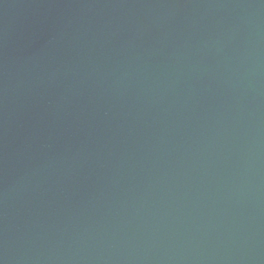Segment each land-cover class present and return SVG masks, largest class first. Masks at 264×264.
I'll list each match as a JSON object with an SVG mask.
<instances>
[{"label": "water", "instance_id": "obj_1", "mask_svg": "<svg viewBox=\"0 0 264 264\" xmlns=\"http://www.w3.org/2000/svg\"><path fill=\"white\" fill-rule=\"evenodd\" d=\"M0 264H264V0H0Z\"/></svg>", "mask_w": 264, "mask_h": 264}]
</instances>
